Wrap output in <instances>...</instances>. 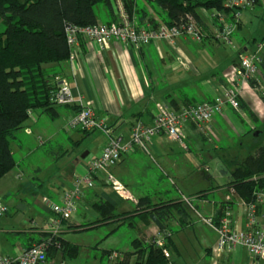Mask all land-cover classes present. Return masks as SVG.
I'll return each instance as SVG.
<instances>
[{
    "label": "crops",
    "instance_id": "1",
    "mask_svg": "<svg viewBox=\"0 0 264 264\" xmlns=\"http://www.w3.org/2000/svg\"><path fill=\"white\" fill-rule=\"evenodd\" d=\"M114 13L116 18L113 19L107 14L103 24L116 22L118 18L116 12ZM152 19L158 24L161 23L157 15H152ZM133 21L137 25L136 20L133 19ZM241 34L242 29L234 38L239 45L247 41ZM220 45L221 43L211 40L196 43L190 39L182 38L175 42L173 48L159 42L137 49L110 41L105 51H99L94 44H82L81 50L77 53L72 64L65 62L60 66H47L46 69L55 71L57 76L66 79L74 100H80L84 107H90L97 118L104 120L115 135L122 137L123 140H128L134 123L139 121L145 125L151 124L157 104L167 103L173 109L178 110L195 104L210 103L215 98H224L228 88L225 75L234 66L236 55L232 59L225 58L223 60L222 51L220 52L217 48ZM207 50L215 60L213 66L204 64L203 52ZM227 66L230 67L225 69ZM238 100L253 115L255 121L248 118L241 110L234 111L227 105L224 108V115L213 119L205 135L194 126L188 128L185 132L184 145L186 149L166 137L155 136L147 143L145 150L137 149L134 153L121 159L111 171L126 189L128 188L127 185L133 186L130 189L132 190L133 195L130 194V196L133 201H125L119 198L102 180H99L93 189L83 188L82 205L64 224L65 229L61 233L64 242L78 249L77 255L75 258L69 259L63 255L62 251H58L46 264H54L52 260H55L57 255L60 256V263L57 264H64L65 261L76 260L80 256H84L85 253L88 254L86 248L83 249L68 241L67 233L86 230L83 229L81 223L89 215L94 222L99 219L97 213L90 206L94 195L111 205L118 214L133 212L137 201L141 199H148L152 206L169 202L180 203L187 218L186 223L181 224L180 227L178 217L173 215L174 220L170 225L174 233L172 242L176 249H174V264H177L175 259L178 260L179 264H253L254 259L241 247L221 253L214 261L213 249L217 241V233L212 228H210L211 231L206 230L200 233L199 237L204 245L203 249L197 250L198 252L187 249L185 243L187 237L184 236L188 235V231L200 223L202 219H213L219 205L224 206V199L228 194L227 186L230 182V176L223 166V161L232 158L225 155V149L220 148L219 144L224 140L229 143L230 139L218 126L221 123L228 124L233 129L231 133H234L235 137L250 136L254 138L252 132H260L261 136L258 142H262L261 145H264V105L259 96L255 90L245 86L241 88ZM55 112L53 119L45 114L35 113L25 122L23 129L18 133L28 140H26L28 145L27 157L33 151V147H30L34 141L32 136H36L38 146H43L56 142L59 139V134L63 133L66 135L69 147L58 153L52 149L49 153V155H53L51 165H48L50 168L47 171L38 168L30 169V174L25 183L22 179L20 164L16 163L14 169L21 173V175L18 173L15 176L19 186L15 194L7 193L4 196L6 204L10 205L7 206L6 210L12 211L10 214H13L22 208L21 203L26 204V208L31 211L35 222L31 221V224L22 230L2 231L4 236V248L2 247V249L5 253L4 255L0 254V257L19 256L25 251L24 238L37 237L38 233L45 230L49 219L53 216L50 206L60 203L63 194L73 186L76 177L85 172L88 163L97 157L100 150L106 145L107 138L103 134L95 132L93 134H98L100 136L98 139H101L97 151H94L92 156L87 152L85 158L82 159V155L77 158L74 157V147L80 144L83 135L89 136L91 134H83L81 131L76 132L74 130L69 132L66 129L68 121L74 115V108L58 107L55 108ZM215 126L218 127L217 132ZM242 126L247 127L248 130L243 132ZM260 129L262 131H259ZM27 130L30 134L27 133ZM256 143L257 140L254 144ZM240 147H242L241 144ZM178 149L184 151L188 161L190 159L191 162H200L198 169L204 170V172H209V169L206 168V164H208L206 158L214 156L217 166H222L225 170L226 174L223 181L214 187L209 185L202 190L190 189L187 191L188 195H183L172 180L173 176L181 175L182 167L186 168V164L182 166L177 163L176 157L178 156L174 153ZM11 154H13L12 150ZM193 154L196 158L195 161L191 158ZM63 161L65 162L63 163ZM210 161L213 160L210 158ZM131 170L139 171L142 174L141 185H138L137 181H133L129 176ZM147 171L149 172L148 175ZM9 173L0 180V185ZM165 178L173 184L176 191L174 195L166 189L163 183ZM126 179L128 181H125ZM19 191L28 196V204L15 200ZM209 191L207 197L201 198L199 196L202 192ZM183 197L196 200L190 206L184 204L185 199H182ZM232 201L230 208L233 225L236 229L243 230L245 227L244 210L239 206L240 201L237 197L233 196ZM73 218L76 221H73ZM135 221L139 223L137 231L141 240L153 239L159 231L152 222L147 224L137 217L134 219V223ZM114 232L111 231L110 235ZM178 238L179 241L177 242ZM126 250L108 249L102 252L111 251L112 254L117 255L115 260H118L125 253H130Z\"/></svg>",
    "mask_w": 264,
    "mask_h": 264
},
{
    "label": "trees",
    "instance_id": "2",
    "mask_svg": "<svg viewBox=\"0 0 264 264\" xmlns=\"http://www.w3.org/2000/svg\"><path fill=\"white\" fill-rule=\"evenodd\" d=\"M122 1L130 20H136L139 28L149 26L152 29L160 25L178 26L185 23L187 17L204 27L198 10L204 8L222 11L223 3V0H142L148 6L156 8L161 22L158 24L152 16H147L144 10L139 9L138 5L133 7L126 0ZM98 5L104 6L107 14L113 19L116 18L110 0H0V20L5 27L0 33V180L16 166L10 146L16 141V135L23 129L29 114L42 113L53 119L56 113L55 108L58 107L53 106L49 98L57 87L53 82L57 73L46 68L50 65L60 66L68 59L65 27L97 25L94 9ZM109 24L111 23L104 25ZM241 29L242 21L233 35V40ZM205 34L203 41H215L207 29ZM261 40L264 41V36ZM236 63L235 61L234 65ZM257 69L263 86L258 89L257 78L251 79L248 85L255 90L264 105V57ZM238 104L239 110L255 121L240 100ZM62 107L74 108V115L80 110L78 106ZM79 131L83 134L95 133ZM252 133L253 139L260 137V132ZM223 166L230 176L227 190H234L236 197L244 202H251L254 193L264 190V145L256 147L245 158L223 161ZM208 193L210 191L202 192L199 196L205 198ZM90 206L99 219L83 226L86 230L102 225L114 226L112 232L124 225L133 228L136 217L150 224L151 215L164 227V230L158 231L165 241L164 249L157 248L153 239H135L131 242L132 252L125 253L121 259L111 260V251L102 252V259L110 261V264H174V233L170 225L174 220L173 215L178 217L180 227L186 223L187 218L180 203L169 202L152 206L148 199H141L137 201L133 212L118 214L111 205L94 195ZM223 209L222 204L216 209L212 219L214 226H217ZM37 239L36 245L51 239L46 261L51 260L58 251H62L69 259L77 255L78 249L64 242L61 236L51 238L40 232Z\"/></svg>",
    "mask_w": 264,
    "mask_h": 264
},
{
    "label": "built area",
    "instance_id": "3",
    "mask_svg": "<svg viewBox=\"0 0 264 264\" xmlns=\"http://www.w3.org/2000/svg\"><path fill=\"white\" fill-rule=\"evenodd\" d=\"M114 12L117 21L109 25L97 24L89 27H65V39L69 49L67 63H73L82 44H94L99 51H105L110 41L117 42L129 48H141L152 43L163 42L173 48L178 39H190L201 43L205 37V29L208 34L219 43L232 49L237 57L236 65L232 66L225 75L228 85L224 98H215L210 103H201L187 106L178 110L173 109L167 103L156 105V111L150 125L142 122L133 124L128 140L115 135L104 120H100L90 107H84L80 100H74L71 89L66 79L55 76L53 82L57 85L51 92L49 102L56 107L78 106L76 113L67 123L66 129H80L84 132H97L107 138L106 145L100 150L97 157L92 159L82 175L76 177L72 189L63 194L59 204L51 205L53 215L48 225L42 232L51 238H58L62 231V224L68 222L82 205V189H93L99 180H102L111 188L119 198L125 201H133L127 189L111 174V170L126 156L135 150H145L152 137L162 136L177 142L183 149L186 140L185 132L189 127L198 128L205 134L213 119L224 115V108L228 105L232 110L238 111V95L241 88L249 86L251 79L257 74V67L264 57V42L257 44L252 52L247 48L235 50L233 35L242 21V14L262 12L264 15V0H223L222 11L215 9L206 10L200 8L198 14L204 27L191 17L178 26L160 25L156 29L149 26L139 28L130 20L122 0H114ZM32 114H29V119ZM27 133L30 132L27 130ZM236 197L234 190H228L224 199V209L217 226L212 219H202L203 223L213 228L217 233V241L213 249L214 261L225 251L236 247L245 249L254 259L253 264H264V190L254 193L251 202L239 199V206L244 210L245 227L238 230L232 222L230 204ZM188 205L192 199L184 200ZM191 206V205H190ZM6 208L0 207V214L6 213ZM47 239L23 251L17 257H0V264H45L46 254L50 247ZM153 243L157 248L164 249L165 241L157 233L153 237ZM165 253V252H164ZM117 258L116 254L110 256L111 260Z\"/></svg>",
    "mask_w": 264,
    "mask_h": 264
},
{
    "label": "rangeland",
    "instance_id": "4",
    "mask_svg": "<svg viewBox=\"0 0 264 264\" xmlns=\"http://www.w3.org/2000/svg\"><path fill=\"white\" fill-rule=\"evenodd\" d=\"M126 1L129 4H131L133 7H136L138 5L139 9H142L144 10V12L147 13V16L157 15L156 12L158 11L156 10V8L152 6H148L147 4L143 3L142 0H126ZM110 2L112 6L114 7L115 6L114 0H110ZM133 10L135 11L136 8H134ZM94 12L97 18V22L100 24H103L106 21L105 16L107 15V11L105 7L102 5H98L95 7ZM134 17L135 19H137L136 14L134 15ZM242 26L243 28H242L241 36H244L247 41L239 45L237 41L234 39L233 46L235 47L236 51L239 50L240 47L241 48L245 47L247 48L249 52H252L257 44L264 42L263 40H261L262 37L264 36V15L260 11H257L251 14L244 12L242 14ZM4 29L5 27L2 21L0 20V33H2ZM252 40H254V42ZM217 48H219L220 52L222 51V54L224 57L223 60L225 58L228 60L232 59L236 55L232 49L222 45V43ZM203 58L205 60L204 61L205 65L213 66L215 64V60L212 58V56H210V52L208 50L203 52ZM236 60H237V57L235 61ZM229 67L230 66H227L225 69ZM255 78L258 79L257 84H259V86L258 85L257 86H258V89L260 90V88L263 86V81L259 79V72H257ZM232 121L234 122L233 119ZM224 123L226 124L227 122H224ZM218 127L230 139L229 143L225 140L220 142L219 147L225 149L226 151L225 155H228L229 158H232V160L234 159V156L238 159L245 158L248 154L253 153L256 147L262 144V142H258L259 138L253 139L250 136L235 137L234 133H231V130L233 129L230 128L228 124L224 125L221 123ZM218 127L217 126L214 127L216 132L218 131ZM73 130L76 132L79 131V129H73ZM73 130H68V131L72 132ZM247 130H248L247 127L242 126L243 132H246ZM259 131H262V130L260 129ZM99 137L100 136L98 134L96 135L91 134L89 136L83 135V140L80 142V144L74 147L75 149L74 157L77 158V157H80L81 155L83 156L87 152H89L90 153L89 155L92 156L94 154V151H97V148L99 147L98 145L100 144L99 142L101 141V139H98ZM32 139L34 141L33 143H31L30 147L31 148L33 147L32 148L33 151H31V155L28 157H27V151H28L27 141L28 140L25 137H23L22 134H18L16 136V141L11 144V150L13 151L12 156H13L14 161L18 165L20 164V171L23 174L22 179L24 183L27 182V179H28L27 177L30 174V169L34 170L38 168L42 171H47V169L50 168L48 165H51L50 163L52 162L51 159L53 158V155H49V153L51 152L52 149L53 151L55 150L58 153V152H62L63 150H66L69 147V143L67 141L66 135L63 133L59 134V139L56 142H52L50 144H44L43 146L37 145L36 136H32ZM255 140H257L256 144H254ZM240 144L242 145V147H240ZM208 147L209 149H211L210 146ZM174 154L181 158L180 159L176 157L177 163L181 164L182 166L186 164L185 169L184 167H182V171L180 172L181 175L172 177L173 184L176 185V187L183 193V195L185 196L188 195L187 191H189L190 189H196V190L201 189L202 190V189H206L207 187H209V185L214 187L223 181L225 174H226L225 170L223 169L222 166H217L216 164L217 162L215 158H213L214 156L212 157L210 156V158L213 161H210V158H206V161L208 163L206 164L207 166L206 168L209 169V172H204V170L202 171L198 169L199 168L198 166H200L201 163L200 162L197 163L195 161L196 158L194 157V154L191 158L195 162H191L190 159L188 161L182 149H178L177 151H175ZM202 155L203 157H205L204 154ZM82 156H81V159H82ZM185 160L187 161V163ZM64 162L65 161H63V163ZM18 173L20 172L16 169L10 171V173L4 178L2 185H0L2 186L0 188V207H5L7 209V206H10L9 204L8 205L6 204L7 202L5 201L4 196L7 193L15 194L17 192L19 183L17 181L18 179H16L15 176ZM148 173L149 172L147 171V175ZM111 174L113 178L117 180L115 176L113 175L112 171H111ZM129 176L132 178L133 181H137L138 185H141L142 174L139 171L131 170L129 173ZM125 181H128V180L126 179ZM163 183L165 184L166 189L174 195L176 191L174 190V187L171 181H168L167 178H165L163 179ZM127 187H128L127 188L128 193L133 195L131 192L132 190H130L133 188V186L127 185ZM71 189L72 187L68 189L67 192L70 191ZM15 197H16L15 200L17 201L19 200L20 202H24L27 204L29 203L28 196L22 193V191H19V194L16 195ZM182 199H187V198L183 197ZM193 201L195 200L192 199V203ZM192 203H189V204L192 205ZM184 204H187V203L185 202ZM21 205H22V208L18 212L10 214L12 213V211H7L5 214H0V254L2 255H4L5 253L4 249H2L4 245V236H3L2 231L5 232L8 230H12V229L22 230L24 228H27L31 224L30 223L31 221L35 222V219L31 215V211L30 210L28 211L26 208L27 205L22 204V203ZM130 207L132 208L131 205ZM8 213L9 215H6ZM73 221H76V220L73 218ZM92 223H94V221L91 220V216L89 215L88 218L84 222L81 223V225L84 226V225H88ZM64 224H62L61 226V228L63 229H65ZM138 224L139 223H136L135 221L133 228H130L126 225L121 226L114 232V234H111V235H110V232L114 229V226L112 225H102L98 228L84 230L82 232L67 233L68 241H71V243H73L74 245H79L83 249L86 248V250H88V254L85 253L84 256L82 255L76 260L65 261L64 264H110V261H107L101 258L102 251L108 250V249L124 251V249H127L126 251L131 252L132 251L131 242L134 239H139V235L137 231ZM210 228L211 227L203 223V221L194 225L193 228L190 231H188V235H184L187 237L185 241L187 249H190L191 251H194V252L197 250L200 251L201 249H203L204 244L202 243V239L199 236L201 232H204L206 230L211 231ZM37 240H38L37 237L31 238V239H28L27 237H25L23 241L24 242L23 244H25V250L36 245ZM178 241H179V238L177 242ZM175 261L177 264H179L177 259H175ZM52 262L54 264L60 263V256L57 255L56 259L52 260Z\"/></svg>",
    "mask_w": 264,
    "mask_h": 264
},
{
    "label": "water",
    "instance_id": "5",
    "mask_svg": "<svg viewBox=\"0 0 264 264\" xmlns=\"http://www.w3.org/2000/svg\"><path fill=\"white\" fill-rule=\"evenodd\" d=\"M87 155V153L86 154H84L83 156H82V158H85V156ZM149 219H150V221L155 225V227L158 229V230H164V227L161 225V223L153 216V215H151L150 217H149Z\"/></svg>",
    "mask_w": 264,
    "mask_h": 264
}]
</instances>
